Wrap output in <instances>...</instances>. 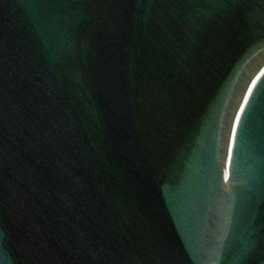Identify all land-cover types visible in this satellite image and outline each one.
<instances>
[{
  "label": "water",
  "instance_id": "obj_1",
  "mask_svg": "<svg viewBox=\"0 0 264 264\" xmlns=\"http://www.w3.org/2000/svg\"><path fill=\"white\" fill-rule=\"evenodd\" d=\"M0 264H264V0H0Z\"/></svg>",
  "mask_w": 264,
  "mask_h": 264
},
{
  "label": "bare ground",
  "instance_id": "obj_2",
  "mask_svg": "<svg viewBox=\"0 0 264 264\" xmlns=\"http://www.w3.org/2000/svg\"><path fill=\"white\" fill-rule=\"evenodd\" d=\"M258 78H259V77H258ZM258 78H257V80H258ZM257 80H256V81H257ZM254 84H255V83H254Z\"/></svg>",
  "mask_w": 264,
  "mask_h": 264
}]
</instances>
